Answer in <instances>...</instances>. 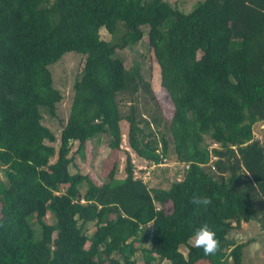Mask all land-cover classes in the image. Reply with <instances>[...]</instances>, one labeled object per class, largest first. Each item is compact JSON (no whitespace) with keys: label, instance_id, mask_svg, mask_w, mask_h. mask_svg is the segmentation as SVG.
<instances>
[{"label":"trees","instance_id":"16d2710c","mask_svg":"<svg viewBox=\"0 0 264 264\" xmlns=\"http://www.w3.org/2000/svg\"><path fill=\"white\" fill-rule=\"evenodd\" d=\"M119 24L129 30L123 45L102 39V29L114 35ZM145 34L174 105L167 123L152 111L140 114L134 101L149 84L115 56ZM68 53L84 65L63 120L64 95L50 67ZM42 108L59 129L44 123ZM123 121L139 158L161 165L174 156L182 178L149 187L135 176L130 154L125 177L115 164L101 185L70 172L74 142L83 147L105 135L108 148L120 150ZM260 122L264 0H203L188 13L166 0H44L33 21L18 24L0 0V264H138L129 255L139 249L147 257L141 264H243L249 242L230 244L228 235L264 209V143L254 137ZM194 196L212 204L193 205ZM89 223L96 227L90 236ZM204 224L220 242L215 255L190 244Z\"/></svg>","mask_w":264,"mask_h":264},{"label":"rangeland","instance_id":"374dc122","mask_svg":"<svg viewBox=\"0 0 264 264\" xmlns=\"http://www.w3.org/2000/svg\"><path fill=\"white\" fill-rule=\"evenodd\" d=\"M44 0H8V20L12 24L28 23L33 21L38 15V6ZM174 8L188 13L193 7L203 0H166ZM129 30L123 25H118V30L114 35H111L105 29L101 30V37L114 46L123 45V36ZM119 57L126 70L131 74H136V70H140L141 74L149 84V92L142 93V96L136 98L134 103L138 106L140 114L149 117L150 111L156 115L161 124L170 122L174 112V105L167 91L161 85V70L157 63L153 50L151 49L147 35L137 43L129 42L127 46L120 47L116 50V55ZM84 58L75 53H68L62 60L53 64L50 69L53 74L54 86L63 91V101L58 106L59 119L66 120L71 105V90L74 81L79 78L83 70ZM146 95V96H145ZM129 104L131 101L128 96H122ZM42 108L41 110H43ZM148 111V112H147ZM44 123L51 127L59 129V120H53L49 114L43 110ZM143 115V116H144ZM144 116V117H145ZM263 122L257 123L254 126V137L264 143V128ZM123 132V144L120 150L112 151L107 146V136H98L89 140L87 144L80 147L78 142H74L72 146L73 163L70 166V172L75 174L80 172L84 175L91 176L97 184L101 185L108 181V174L115 164L119 167L117 177H125L126 156L130 154L134 172L137 178H143L149 187L169 188L173 180L181 179L183 173V164L177 162L174 156L164 161L161 165H155L144 159L139 158L134 151L128 146L127 134L128 123H121ZM155 131V129H153ZM0 182L5 183L6 178L4 171L0 168ZM5 204L0 195V216L5 211ZM45 221L50 225L55 224L56 220L52 213L48 212ZM31 226L36 232H40L41 228L34 216L29 218ZM96 227L94 223L86 225L84 231L88 236L92 235ZM230 244L241 242H249L244 248L243 264H264V209L259 211L250 222H244L241 229H234L228 235ZM190 244L194 245L193 239ZM140 246V245H139ZM144 248L150 246L149 243L141 245ZM140 248V247H139ZM183 253H187L185 246L181 247ZM131 260L141 264L147 257L139 249ZM162 264H168L163 262Z\"/></svg>","mask_w":264,"mask_h":264},{"label":"clouds","instance_id":"9594fccd","mask_svg":"<svg viewBox=\"0 0 264 264\" xmlns=\"http://www.w3.org/2000/svg\"><path fill=\"white\" fill-rule=\"evenodd\" d=\"M190 203L206 210L212 204V199L206 196H194ZM192 239L194 247L202 249L203 254L206 256L215 255L220 249V242L216 237V233L207 224L198 228Z\"/></svg>","mask_w":264,"mask_h":264},{"label":"built area","instance_id":"2783aa9c","mask_svg":"<svg viewBox=\"0 0 264 264\" xmlns=\"http://www.w3.org/2000/svg\"><path fill=\"white\" fill-rule=\"evenodd\" d=\"M217 147H218L217 144L214 143V144L211 145L210 149L217 148ZM211 159H212V161H214L216 159V156H214L212 154Z\"/></svg>","mask_w":264,"mask_h":264},{"label":"crops","instance_id":"0c3cea01","mask_svg":"<svg viewBox=\"0 0 264 264\" xmlns=\"http://www.w3.org/2000/svg\"><path fill=\"white\" fill-rule=\"evenodd\" d=\"M264 126H263V124H262V128H263Z\"/></svg>","mask_w":264,"mask_h":264}]
</instances>
